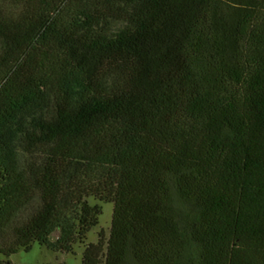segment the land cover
<instances>
[{
  "label": "trees",
  "instance_id": "obj_1",
  "mask_svg": "<svg viewBox=\"0 0 264 264\" xmlns=\"http://www.w3.org/2000/svg\"><path fill=\"white\" fill-rule=\"evenodd\" d=\"M35 243L264 264V0H0V255Z\"/></svg>",
  "mask_w": 264,
  "mask_h": 264
},
{
  "label": "rangeland",
  "instance_id": "obj_2",
  "mask_svg": "<svg viewBox=\"0 0 264 264\" xmlns=\"http://www.w3.org/2000/svg\"><path fill=\"white\" fill-rule=\"evenodd\" d=\"M89 204L101 207L98 226L87 234L85 241V244H95L98 239L97 234L100 231L103 232L105 238L109 235L113 206L110 203H98L92 198L89 199ZM83 249V245L77 244L73 247V253L61 254L54 253L35 243L28 252L21 250L9 258L0 255V261H9L10 264H82Z\"/></svg>",
  "mask_w": 264,
  "mask_h": 264
}]
</instances>
